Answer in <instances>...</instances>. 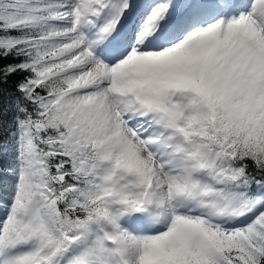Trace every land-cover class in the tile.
Returning a JSON list of instances; mask_svg holds the SVG:
<instances>
[{
	"label": "snow or ice",
	"instance_id": "obj_1",
	"mask_svg": "<svg viewBox=\"0 0 264 264\" xmlns=\"http://www.w3.org/2000/svg\"><path fill=\"white\" fill-rule=\"evenodd\" d=\"M0 264H264V0H0Z\"/></svg>",
	"mask_w": 264,
	"mask_h": 264
}]
</instances>
